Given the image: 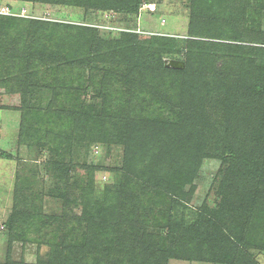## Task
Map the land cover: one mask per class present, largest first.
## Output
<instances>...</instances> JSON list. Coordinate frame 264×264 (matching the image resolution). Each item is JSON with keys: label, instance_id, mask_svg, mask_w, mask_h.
I'll list each match as a JSON object with an SVG mask.
<instances>
[{"label": "trees", "instance_id": "1", "mask_svg": "<svg viewBox=\"0 0 264 264\" xmlns=\"http://www.w3.org/2000/svg\"><path fill=\"white\" fill-rule=\"evenodd\" d=\"M142 2L9 0L7 7L18 16L0 15L5 19L0 22V92L22 98V102L34 98L41 90L50 94L47 98L40 97L38 103L40 106L47 100L51 119H47L41 107L26 110L31 113L28 123L23 118L22 141L29 144L28 135L36 140V146L52 153V164L62 179L71 169L61 158L71 151L75 141L93 146H121L125 157L117 171L123 190L130 188L135 193L136 187L142 191L156 189L190 202L191 195L184 192L190 188L187 192L197 193L199 170L205 159H220L223 166L220 176L227 179L239 170L240 161L244 162L249 153L264 160V64H259L255 57L264 56V32H253L247 27L248 0H192L190 46L184 70L168 69L162 61L163 54L178 53L174 50L177 44L174 38L134 33L111 38L101 34L97 27L34 18L23 20L27 18L19 15L23 10L29 13L26 6L37 3L138 15ZM11 25L16 26L15 31ZM85 70L98 75L92 99L102 100L101 108L95 104L86 107L83 102L92 86L91 74L87 79L79 75ZM144 93L149 99L140 108L138 102ZM247 169L246 173L257 182V190L248 197V203L251 209L255 204L264 206V180L260 179L264 168L260 178L249 171L252 168ZM241 173L238 176L243 181L245 172ZM89 182L93 187V182ZM73 188L76 189L66 187L71 191L70 199L62 208L67 225L77 219L71 213L75 201ZM88 189L86 196L92 193ZM112 194L105 196L102 205L106 207L87 206L83 214L91 218L101 215L99 225L109 224V234L113 225L115 230L118 215L129 201L136 203L137 198L132 194L122 199L124 205L117 206L119 201ZM86 198L80 204L85 206ZM68 213L71 215L67 216ZM206 222L205 228L212 229L211 219ZM219 230L217 238L204 235L207 243L214 241L209 244L212 259L221 264H241V260L234 261L233 252L242 246L250 248L251 244L238 242L223 229ZM96 231V240L108 235L106 229ZM134 239L133 243L137 241L140 246L135 264H165L166 251L155 248L156 239L142 240L137 236ZM253 242L264 248V237ZM231 246L236 250L232 252ZM41 264H55L51 254L50 261Z\"/></svg>", "mask_w": 264, "mask_h": 264}, {"label": "rangeland", "instance_id": "2", "mask_svg": "<svg viewBox=\"0 0 264 264\" xmlns=\"http://www.w3.org/2000/svg\"><path fill=\"white\" fill-rule=\"evenodd\" d=\"M8 1L0 0V5L7 7ZM248 2L247 27L253 32H264V0ZM191 4L192 0H143L138 15H123L113 11L37 3L26 6L30 12L24 13L23 17L27 19L23 20L83 24L97 27L101 34L111 38H119L123 33L174 38L177 43L174 50L178 53L163 54L162 61L168 69L184 70L190 46ZM3 20L0 17L1 23ZM11 29L15 31L16 26L11 25ZM27 32L30 33L24 31V34ZM255 57L259 64H264V56ZM89 74L92 86L83 102L86 107L95 104L101 108L102 100L92 99L98 75L88 70L79 73L85 79ZM37 93L34 98L22 102V98L0 92V264L46 263L50 261V254L55 264H135L140 252L137 241L133 243L136 236L142 240L156 239L155 248L166 251L163 255L164 259L167 258L165 264H221L212 259L209 244H214V241L207 243L204 239L205 234L210 239L212 235L217 238L219 228L236 241L251 244L247 249L242 246L236 250L231 246L232 252L236 250L233 252L234 261L264 264V248L260 247L263 245L253 242L255 238L264 237V206L255 204L251 209L248 197H252L257 190V182L246 173L247 168H252L249 171L256 172L260 178L264 168L262 158L249 153L244 158L246 162L240 161L239 170L230 174L229 179L220 176L223 167L220 159H205L199 170L201 177L197 193L187 192L190 188L184 192L191 195L189 202L156 189L142 191L136 187L135 193L130 188L123 190L122 177L117 169L124 162V147L93 146L79 140L61 158V162L71 169V173L62 179L52 164V153L43 146H36V140L33 137L30 139L27 134L24 135L30 143L24 145L22 141L23 118L28 123L31 113L27 114L28 110L41 107L42 113L48 120L51 119L47 100L40 106L38 103L40 97L47 98L50 94L46 90ZM146 94L138 102L140 108L149 99ZM213 102L217 103V100ZM65 132L70 135L68 130ZM239 173L244 174L243 181ZM260 179L264 180V176ZM89 181L93 182V187L89 186ZM68 185L76 188L72 189L75 201L71 213L77 219L67 225L62 208L70 199L71 191L66 189ZM88 188L92 193L86 196ZM109 192L119 201L117 206L124 205L123 198H130L132 194L137 196L136 203L129 201L127 208L116 218L112 234L107 231L109 224L104 227L99 225L101 215H97L98 218L88 217L87 213L83 216L87 206L95 209L106 207L102 204L105 196L109 197ZM85 198L87 204L84 206L80 203ZM95 209L92 210L94 213ZM70 215L68 213L67 216ZM201 216L206 219L202 220ZM209 219L213 224L209 225L210 230L204 226ZM105 229L108 233L105 239L96 240V230L102 232ZM10 240H13L11 254ZM246 253L247 256L244 255Z\"/></svg>", "mask_w": 264, "mask_h": 264}, {"label": "built area", "instance_id": "3", "mask_svg": "<svg viewBox=\"0 0 264 264\" xmlns=\"http://www.w3.org/2000/svg\"><path fill=\"white\" fill-rule=\"evenodd\" d=\"M24 11V12H23ZM23 14L21 12V14H19L20 16H24V13L26 12L25 10H23ZM0 15H4V16H18V14H15L11 11V9H9L8 7H4L0 5Z\"/></svg>", "mask_w": 264, "mask_h": 264}]
</instances>
